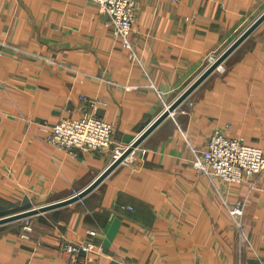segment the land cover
Masks as SVG:
<instances>
[{
  "label": "crops",
  "instance_id": "obj_1",
  "mask_svg": "<svg viewBox=\"0 0 264 264\" xmlns=\"http://www.w3.org/2000/svg\"><path fill=\"white\" fill-rule=\"evenodd\" d=\"M135 2L132 56L88 0H0V218L85 188L264 12ZM221 66L82 199L0 225V264H67V242L100 248L84 264H264V172L226 184L191 164L214 130L264 148V21ZM85 115L113 124L110 148L46 141Z\"/></svg>",
  "mask_w": 264,
  "mask_h": 264
},
{
  "label": "built area",
  "instance_id": "obj_2",
  "mask_svg": "<svg viewBox=\"0 0 264 264\" xmlns=\"http://www.w3.org/2000/svg\"><path fill=\"white\" fill-rule=\"evenodd\" d=\"M105 17V26L122 46L134 55L130 34L136 11L135 0H88ZM179 2L181 0H170ZM2 46L0 44V54ZM191 105V104H190ZM46 141L76 156L78 151L96 152L111 147L113 124L93 115L63 119L46 130ZM124 149L115 148V158ZM134 151V150H133ZM191 164L208 180L227 184H241L251 176L264 172V148L246 144L241 137H231L221 130H214L203 148H193ZM244 206L236 202L229 214L239 226ZM28 225L29 222L27 221ZM94 234V232H91ZM62 252L67 264H84L82 256L100 252L92 244L65 243Z\"/></svg>",
  "mask_w": 264,
  "mask_h": 264
},
{
  "label": "water",
  "instance_id": "obj_3",
  "mask_svg": "<svg viewBox=\"0 0 264 264\" xmlns=\"http://www.w3.org/2000/svg\"><path fill=\"white\" fill-rule=\"evenodd\" d=\"M264 21V12L240 35L238 36L226 50H224L218 58L206 68L168 107L149 125L145 128L124 150L119 156H117L111 164L107 166L90 184H88L81 191L69 196L63 200L42 206L38 209H31L24 212L8 215L0 218V225L6 224L12 221L24 219L34 214L49 211L58 207H62L71 204L75 201L82 199L92 190H94L117 166H119L132 152L136 149L144 139L171 113H173L177 107H179L196 89L201 82H203L213 71L220 66L223 61L254 31V29Z\"/></svg>",
  "mask_w": 264,
  "mask_h": 264
},
{
  "label": "rangeland",
  "instance_id": "obj_4",
  "mask_svg": "<svg viewBox=\"0 0 264 264\" xmlns=\"http://www.w3.org/2000/svg\"><path fill=\"white\" fill-rule=\"evenodd\" d=\"M131 35V34H130ZM118 40V39H117ZM120 41V40H119ZM130 42H131V39H130ZM121 43V42H120ZM131 44H132V42H131ZM121 45H122V43H121ZM123 47V46H122ZM124 48V47H123ZM125 49V48H124ZM127 50V49H126ZM127 51H129V50H127ZM130 52V51H129ZM217 56V55H216ZM216 56L215 57H211L210 59H211V63H213L217 58H218V56H217V58H216ZM210 65V63L208 62V66ZM219 67H222V66H218L217 68H216V70L215 71H218V70H220L219 69ZM208 68V67H207ZM47 136V135H46ZM46 136H45V139H46ZM227 184V183H226ZM236 202H234V204H235ZM233 204V205H234ZM232 205V206H233Z\"/></svg>",
  "mask_w": 264,
  "mask_h": 264
},
{
  "label": "bare ground",
  "instance_id": "obj_5",
  "mask_svg": "<svg viewBox=\"0 0 264 264\" xmlns=\"http://www.w3.org/2000/svg\"><path fill=\"white\" fill-rule=\"evenodd\" d=\"M221 66V65H220Z\"/></svg>",
  "mask_w": 264,
  "mask_h": 264
}]
</instances>
